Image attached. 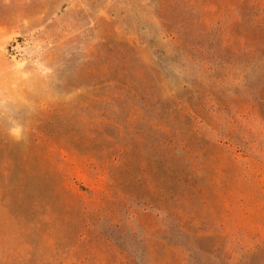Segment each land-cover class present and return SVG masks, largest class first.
<instances>
[{
  "label": "rangeland",
  "instance_id": "obj_1",
  "mask_svg": "<svg viewBox=\"0 0 264 264\" xmlns=\"http://www.w3.org/2000/svg\"><path fill=\"white\" fill-rule=\"evenodd\" d=\"M212 3L242 0H0V238L17 262L21 240L29 264L64 260L76 231L84 264H221L264 235V174L216 143L243 131L212 67ZM166 154L193 174L174 194Z\"/></svg>",
  "mask_w": 264,
  "mask_h": 264
},
{
  "label": "trees",
  "instance_id": "obj_2",
  "mask_svg": "<svg viewBox=\"0 0 264 264\" xmlns=\"http://www.w3.org/2000/svg\"><path fill=\"white\" fill-rule=\"evenodd\" d=\"M226 8L218 9L216 3H212V67L225 72L230 83L232 92L230 101L233 103L235 112L234 120L238 128L243 131L240 138H233L225 142L218 140L220 146H228L236 151V148L243 150L246 157L259 167L257 179L264 174V0H242L240 8L234 5H227ZM238 12L236 16L234 14ZM175 109L183 110L182 106L174 105ZM174 109V108H173ZM175 120L172 116L168 118L167 132L174 133ZM167 144H169L167 142ZM186 150V148H185ZM166 175L169 193L174 194L173 190L185 179L190 182L193 174H187L179 178V171L176 170V162L173 161L171 154H166ZM79 170L67 174L70 180L77 179L78 175L82 178L83 174ZM168 202L166 214L169 218L173 215L179 217V227L187 230V223L184 217H180L181 208ZM51 212V210H50ZM28 216V214H27ZM22 218L18 229L24 234L29 227L37 230L42 223L50 219L47 213L39 214L36 218ZM28 219V220H27ZM19 224V223H18ZM28 229H24V226ZM75 234V245L69 244L64 248V260L59 262L56 259L47 258L50 264H84L82 260L72 258L73 252L77 250L76 245L82 242L83 232ZM213 234L212 233V237ZM3 238H0V264H29L32 257V246L30 242L21 240L19 242L20 251L19 261H16L17 252L10 253ZM243 246V252L236 251L235 246H228L222 250L225 255L221 264H261L264 258V235L257 230L254 244L246 241H238ZM55 246V245H54ZM171 247V246H170ZM55 248H58L55 246ZM15 248L9 247V250ZM15 256V257H14ZM188 253L183 260H188ZM44 259L42 264H47ZM49 264V263H48Z\"/></svg>",
  "mask_w": 264,
  "mask_h": 264
}]
</instances>
